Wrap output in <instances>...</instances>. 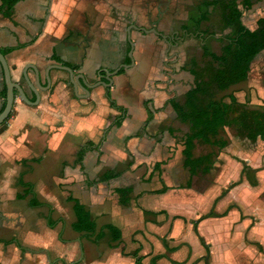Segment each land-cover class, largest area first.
Listing matches in <instances>:
<instances>
[{"label": "crops", "instance_id": "0c3cea01", "mask_svg": "<svg viewBox=\"0 0 264 264\" xmlns=\"http://www.w3.org/2000/svg\"><path fill=\"white\" fill-rule=\"evenodd\" d=\"M260 1L251 0L250 8ZM199 2L19 0L10 15L0 11V52L11 80L22 86L30 102L36 97L23 78L25 72L34 80L30 65L41 70V86H46L43 72L50 65L67 66L94 85L88 96L79 89L77 94L85 97H76L68 72L52 69L50 86L39 90L38 104L29 105L16 93L0 125V264H50L51 256L60 264H77L81 259V264H135V253L143 258L141 264H149L157 255L162 257L156 264H176L174 244L180 221L186 231L183 243L193 253L189 260L201 259L204 264L264 261V198L257 197L264 190V133L240 136L232 127L221 129L218 139L227 144L217 162L227 165L217 172L215 187H194L199 172L190 176L182 154L189 126L178 120L171 101L182 103L193 86L185 57L195 41L201 51L200 41L188 35L169 46L152 32L134 28L153 27L154 21L157 31L170 35L174 23L169 20L179 13L184 19ZM166 11L171 16L161 21ZM130 63L112 76L110 88L98 83L106 82L105 73L100 76L99 72ZM252 65L264 66V51ZM107 89L124 112L110 106ZM4 91L0 66V111ZM230 93L250 107H264V83H251L242 99ZM224 131L226 137L221 135ZM199 145L208 144L195 142L194 157L201 156L195 154ZM83 148L86 151L79 161L77 153ZM203 155L208 163L210 156ZM243 164L253 182L243 175ZM106 172L114 175L100 181ZM182 173L188 178L181 184ZM204 176H208L205 171ZM22 181L30 187L20 185ZM127 187L131 188L129 201L122 204L117 189ZM74 202L90 213L96 233L107 225L120 230V242L105 250L102 258L92 257L90 242L72 230ZM209 205L214 210L206 216ZM43 206L50 214L46 209L42 213ZM178 206L192 211L182 215ZM50 215L55 227L65 224L67 236L48 227ZM206 223H216V228L209 230ZM192 233L199 253L190 242ZM103 238L111 240V234L105 230ZM32 248L38 250L33 254ZM233 250L239 252L236 262L227 256Z\"/></svg>", "mask_w": 264, "mask_h": 264}, {"label": "trees", "instance_id": "16d2710c", "mask_svg": "<svg viewBox=\"0 0 264 264\" xmlns=\"http://www.w3.org/2000/svg\"><path fill=\"white\" fill-rule=\"evenodd\" d=\"M18 1L0 0V11L10 15ZM251 5V0H201L196 9L189 11L187 21L180 24V29H185L201 45L200 63L193 57L189 66L193 86L185 93L182 103L171 101L178 120L189 126L182 154L184 167L188 169L190 176L200 172L208 160L207 155L193 156L195 142L223 148L227 142H222L217 137L224 127L234 128L240 136L246 132L264 133V107H250L247 101L239 102L234 94L228 92L233 85L246 81L252 61L264 51V24L249 32L242 21L243 12L237 8L241 6L248 9ZM212 18L216 21L214 25H211ZM187 36L182 34V39ZM211 40L220 44L219 52L211 49ZM6 51L10 49L3 52ZM122 71L123 68L118 72ZM104 73L102 71L98 75L104 76ZM3 95L5 96V91ZM106 97L112 108L124 112L110 99L108 89ZM85 151L86 148H83L77 153V160L80 161ZM113 175V172H106L100 177V181H106ZM20 185L30 187V184L23 181ZM130 192V187L117 189L122 204L128 203ZM73 213L75 220L71 224L72 230L86 238L93 236L95 243L103 238L106 230L111 234L110 241L114 243L110 247L114 248L120 242L121 232L115 226H103L96 233L95 221L78 202L73 203ZM160 257L162 255L152 257L149 264H156V259ZM142 259L134 254L135 264H141Z\"/></svg>", "mask_w": 264, "mask_h": 264}, {"label": "rangeland", "instance_id": "374dc122", "mask_svg": "<svg viewBox=\"0 0 264 264\" xmlns=\"http://www.w3.org/2000/svg\"><path fill=\"white\" fill-rule=\"evenodd\" d=\"M237 8H239L243 12L242 21L245 24L246 29L249 32H253L259 26L264 24V0H261L258 3H255L252 6V9L249 8V10L248 9H243L241 6H238ZM169 12L170 11H166V13L164 15H162L163 17L160 16L161 17V21H162V19H168V16L171 14ZM183 15L184 14H180V13L178 15L176 14V17H175L176 19L169 20L170 21V22H168L169 24L170 23H174L173 27L170 28L171 30H173V31L174 30H180V24L182 22L187 21V18H188V14H186L184 19H180L181 17H183ZM211 20H212L211 21V25H214V23L216 21H214L213 18ZM160 24H162V23H160ZM164 28L167 29L166 26ZM209 46L211 47V49L213 51L219 52L220 44L218 42H216L215 40H211ZM188 49L189 50H187L186 57H185L186 64H188L190 66V63H188V61L192 57H194L196 59V61L198 63H200V61H201V51L199 49V45H197V42L196 41L193 42L191 48H188ZM182 59H184V57ZM171 60H173V59H171ZM170 71H171V69H170ZM263 78H264V66L252 65V66H250V70H249V73H248V78L246 79V81L235 85L234 87H232V89H229L228 92H234L236 95L242 96L241 97V99H242L243 98V94L247 93L248 86H250L251 83H254V84L260 85V86L263 85V83H264ZM254 80H257L258 82H255ZM226 130H227V132L229 134L234 135V131L231 128H227ZM221 135L226 137L227 136L226 135V131H224V133L222 132ZM221 135H220V137H221ZM225 149L226 148H220V147H218V146H216L214 144L197 146V148L195 150V154L196 155L208 154L210 156V159H209L208 163L204 165V167L202 168V171L199 172L200 174L198 173L199 175L197 174L194 177L195 179L192 182L194 187H197V188H200V189H202L205 186H209V187H213L214 186L215 187V178L217 176L216 175L217 172L219 171L220 168L223 167V165H225V166L227 165L226 161L217 162V160H219V158L221 157L222 150L224 152ZM223 155H224V157H227L225 154H223ZM220 161H221V159H220ZM242 166L244 167V168L242 167V172L244 173L243 175H246L248 177V180L253 182V180H251V178H249L250 174H249L248 167L246 165H244V164ZM229 169H230V167H229ZM204 171H205V174H207L208 176H204ZM186 174L187 173H182V175H181L182 176L181 184L184 182V180H186L188 178V175H186ZM262 194H264V190L263 189H261V191L257 195V197H261V199H263L264 196ZM33 199L34 200L35 199L36 200H40L39 196H33ZM261 201H263V200H261ZM255 204H256V207H259V205L261 206V204H257L256 202H255ZM194 205L195 204L192 203V205L190 207H194ZM181 206H178L177 212L178 213L181 212L182 215L185 214V215L188 216L190 214V211H192V209L189 210V212H188V211H185L183 209H180ZM43 207L44 208H42V210H41L42 213L46 209L47 213L49 211V214H50L49 208H47L46 206H43ZM185 207L186 208H190L187 205ZM211 210H214V207L209 205V209L205 212L207 214L206 216H209L210 213H212ZM35 211L36 210H33V212H35ZM53 218H54V216H53ZM251 218H252V221L254 222V217L252 216ZM50 220H52V215H50V217H49V226H48L49 228H52V229L55 228L54 231H57L58 234H60L61 236L62 235L67 236V234L65 233L66 232L65 230L67 229V227H65V224L63 226H61V227H59V226L55 227L54 225H52V221H50ZM256 220H258V219H256ZM207 225L208 224L206 223L204 225V227H207V229L210 228L209 230H213L214 228H216V223H211L209 225L210 227L207 226ZM185 233H186V231H185V226L183 225V221H180L176 225V241H175V244H174V246L176 247V251H177L176 264H204V262L201 261V259H198V260L197 259H191V257H190V260L188 259L189 256H193V253L191 254V252H190L191 247L189 248L187 245L185 246V244L183 243ZM229 233H230V235L233 233V228L229 229ZM190 239H191L190 242L193 245L195 253H199L200 248H199V244L197 242V238H196L195 234L192 233ZM86 241L87 242L89 241L90 244H91L90 246H87V247L90 248L91 251H93L91 256L94 257V255H95V256H97V258H102V256H104L103 253L105 252V250H108L110 248V245L112 243L110 241V238L107 239V240L105 238H102L100 241L95 243L93 237H88V238L85 239V242ZM112 244H114V243H112ZM31 250L33 251V254H34V251H36L38 249L37 248H32ZM262 254H264V252H262ZM227 256L231 260L236 262L238 260V257H239V252L236 251V250H233V251L228 252ZM208 261H209V263L212 262L210 259ZM242 261L244 262L243 264H264V261L261 258L260 259L258 258V259L250 260V263H249V261L247 259H244ZM81 263H82V259L77 264H81ZM50 264H60V262H59V260H56L55 257L51 256ZM110 264H112V263H110Z\"/></svg>", "mask_w": 264, "mask_h": 264}, {"label": "water", "instance_id": "95a60500", "mask_svg": "<svg viewBox=\"0 0 264 264\" xmlns=\"http://www.w3.org/2000/svg\"><path fill=\"white\" fill-rule=\"evenodd\" d=\"M135 29H137L138 31H141L143 33H149L152 32L153 34H155L156 36L160 37L163 40H168V36L157 31L156 29H151V30H147L144 27H135ZM175 34H177V32H175ZM173 37V36H172ZM173 46H175L177 43H170ZM132 55V50H130L128 52V56L131 57ZM132 65V63H130L129 65L127 64H121V66L117 67L116 69L112 70V71H106L105 70V81L106 82H98L100 85L105 86L106 88H110L112 85V76L116 75L118 73V71L121 68H128ZM0 66H1V70H2V75H3V81H4V85H5V102H4V106L2 108V110L0 111V125L7 119L12 106H13V102L16 96V93L21 97V99L27 103V104H32V105H36L39 102V90H46L49 88L51 80H50V71L52 69H58V70H64L67 71L69 74V79H70V84L73 86L74 92H75V96L76 97H85V96H80L77 94V91L80 89L81 91H83L86 96H88V91L89 89H91L94 85H90L89 83H87L85 81V79L83 78L82 74L79 75H74L73 71L71 70V68L64 66V65H50L48 67H46L44 69V78L46 80V86H41V76H42V72L39 68H37L36 66H32L30 65V67L32 68L33 72H34V80L31 81L26 73H23V78L26 81V84L29 88V90L35 95L36 100L34 102H30L25 94V91L23 90L22 86H20L19 84H17L16 82H13L11 80V76H10V71H9V67L7 65L5 56L0 52ZM207 261V259H206Z\"/></svg>", "mask_w": 264, "mask_h": 264}, {"label": "flooded vegetation", "instance_id": "af4514ba", "mask_svg": "<svg viewBox=\"0 0 264 264\" xmlns=\"http://www.w3.org/2000/svg\"><path fill=\"white\" fill-rule=\"evenodd\" d=\"M158 14V16H157V22L160 20V14H159V12H157ZM148 16H150L149 14H148ZM149 18H151V16L149 17ZM151 25H153V27H150V28H146V27H144L145 29H147V30H151V29H156L155 27H154V25H156V23H154V21L151 23ZM157 30V29H156ZM175 32H177V34H175ZM182 34H184V35H189L190 33H188L187 31H185V29H180V30H174V32H172V34H170V35H167L168 36V40L166 41L168 44H169V46H173L172 44H170V43H179L180 41H182L183 39H182ZM173 36V37H172ZM176 44V45H177ZM175 45V46H176Z\"/></svg>", "mask_w": 264, "mask_h": 264}]
</instances>
